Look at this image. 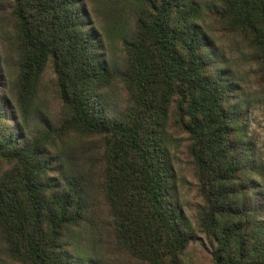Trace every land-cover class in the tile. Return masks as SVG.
I'll use <instances>...</instances> for the list:
<instances>
[{
  "label": "trees",
  "instance_id": "trees-1",
  "mask_svg": "<svg viewBox=\"0 0 264 264\" xmlns=\"http://www.w3.org/2000/svg\"><path fill=\"white\" fill-rule=\"evenodd\" d=\"M11 2L18 61L14 94L0 88V264H104L90 255L103 207L68 155L79 141L98 160L113 234L133 257L194 264L188 253L202 244L210 264H264L260 167L199 1ZM213 13L264 67V0H217ZM117 77L127 98L112 113ZM46 80L56 115L38 103ZM179 141L202 197L195 222L176 192Z\"/></svg>",
  "mask_w": 264,
  "mask_h": 264
},
{
  "label": "rangeland",
  "instance_id": "rangeland-1",
  "mask_svg": "<svg viewBox=\"0 0 264 264\" xmlns=\"http://www.w3.org/2000/svg\"><path fill=\"white\" fill-rule=\"evenodd\" d=\"M204 8V19L201 24L206 28L214 41L213 63L221 57L223 68L228 70L235 89L231 91V102L236 104L243 112L242 125L247 139L253 150L251 155L260 167V173L253 175L257 183L264 188V67L255 53L239 34L233 33L224 26L219 17L213 13V5L217 0H198ZM15 18L11 0H0V88L14 94V79L17 75L18 50L14 37ZM226 62V63H225ZM9 77V78H8ZM51 82L46 80L43 84L38 103L50 115L61 111ZM107 95L110 99L109 107L112 113H118L126 102L127 91L120 77L114 79L108 86ZM33 125L38 123L37 115L33 117ZM78 147L69 149L76 168L86 174L89 192L93 199L103 207L104 220L101 233L97 238L96 247L92 248L91 256H96L104 264H146L130 255L122 248L112 230L108 207L104 201L101 188L100 172L97 169L98 160L90 153H84V146L75 143ZM173 163L175 169V182L177 197L181 202L184 213L192 222L197 220L198 207L202 197L198 192V180L195 165L190 158L184 142L179 141L173 148ZM264 214V212H263ZM5 250L0 246V258L5 256ZM194 264H210L208 246L196 244L188 253Z\"/></svg>",
  "mask_w": 264,
  "mask_h": 264
}]
</instances>
